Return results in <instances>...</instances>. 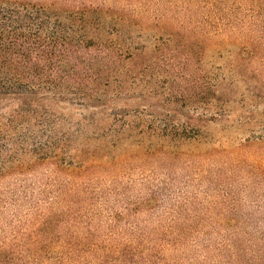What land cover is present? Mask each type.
Returning <instances> with one entry per match:
<instances>
[{
  "label": "trees",
  "instance_id": "16d2710c",
  "mask_svg": "<svg viewBox=\"0 0 264 264\" xmlns=\"http://www.w3.org/2000/svg\"><path fill=\"white\" fill-rule=\"evenodd\" d=\"M147 1L0 0V222L15 204L3 191L7 178L40 166L88 175L133 160L173 162L191 156V145L209 143L214 126L226 135L253 118L234 104L251 106L261 82L250 71L260 87L239 93L213 58L230 46L231 71L239 73L264 57V35L239 33L254 29L264 0H238L251 12L241 24L225 22L231 6L223 3L233 0ZM205 11L218 28L204 24ZM254 125L264 128V110ZM262 139L216 152L264 170L255 153ZM123 145L139 148L111 162ZM121 215L113 217L110 241L82 221L74 200L31 203L9 229L0 224V264H186L183 235L118 232ZM259 242L250 253L241 233L231 234L211 255L214 263L202 264H264V235Z\"/></svg>",
  "mask_w": 264,
  "mask_h": 264
},
{
  "label": "rangeland",
  "instance_id": "374dc122",
  "mask_svg": "<svg viewBox=\"0 0 264 264\" xmlns=\"http://www.w3.org/2000/svg\"><path fill=\"white\" fill-rule=\"evenodd\" d=\"M98 1L111 5V0ZM149 2L141 0L142 5ZM157 3L163 5L166 2ZM223 4L231 6L225 10L231 13L226 23L241 24L251 14L238 0ZM237 12L241 17L236 16ZM257 12L259 18L254 29L248 28L245 33L239 31L241 37L264 35V6L257 8ZM208 14L203 12L204 24L211 23L218 28L219 23ZM201 27L204 32L205 27L210 30L206 25ZM223 27L221 25V29ZM259 45L264 55V37ZM223 48L222 57L213 58L215 66L223 67L221 72L237 83L239 93L257 84L254 75L262 84L261 87L257 84L260 96L255 92L251 106L248 102L234 104L238 113L253 115L250 122L246 121L242 128L226 135L217 132L218 127L214 126V137L209 143L191 145V156L173 162L156 158L144 162L133 160L125 167V164H118L116 169H97L88 175H77L82 168L75 166L68 167L67 172L40 166L32 173L7 178L3 191L15 204L3 214L0 224L4 229L24 217L31 203L57 202L62 206L74 200L84 217L82 221L89 219L103 240L109 235L111 241L112 220L119 214L122 215L115 226L118 232L141 231L153 238L157 231H176L184 236L179 242V254L186 264L214 263L211 255L217 253V246L228 243L231 234L237 232L242 235L243 247L250 253L255 252L264 235V170L256 169L249 160L239 161L216 150H233L264 136V128L254 125L264 110V57L247 61V69L233 73V57L227 50L230 46ZM253 105H257L255 111L251 108ZM249 108L251 113L242 111ZM252 130H255L254 134ZM260 145L264 146V139ZM138 148L121 146L111 153V162L137 152ZM255 153L264 158V147ZM70 170L76 173H69Z\"/></svg>",
  "mask_w": 264,
  "mask_h": 264
}]
</instances>
